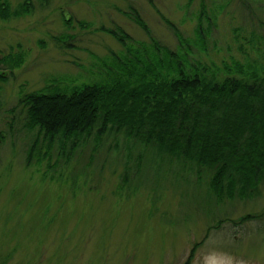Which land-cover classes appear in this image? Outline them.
Instances as JSON below:
<instances>
[{
    "label": "rangeland",
    "instance_id": "1",
    "mask_svg": "<svg viewBox=\"0 0 264 264\" xmlns=\"http://www.w3.org/2000/svg\"><path fill=\"white\" fill-rule=\"evenodd\" d=\"M10 1L17 7L26 0ZM30 2L31 13L0 19V59L11 55L14 63L20 58L12 69L2 66L5 79L0 81V260L7 257L6 264H264V217L241 221L262 213L264 195L210 207L207 189L197 181L188 196L182 189L174 194L143 188L128 195L119 189L122 166L103 177L87 168L85 175L79 168L73 185L68 176L76 171L72 165L60 163L54 173L48 163L55 165L56 156L28 158L34 134L24 129L25 115L18 105L22 94L50 84L70 93L86 83L124 84L131 79L128 69L145 71L151 38L126 14L133 9L158 41L176 50L181 44L163 16L185 37L194 38L197 15L204 7L215 20L209 55L202 57L218 65L225 58L243 61L247 53L256 59L247 41L254 33L264 41V0ZM100 27L121 28L130 37L123 45ZM127 55L143 63L137 59L122 69L120 56L128 59ZM113 142L125 145L121 136ZM155 196L161 197L156 201Z\"/></svg>",
    "mask_w": 264,
    "mask_h": 264
},
{
    "label": "trees",
    "instance_id": "2",
    "mask_svg": "<svg viewBox=\"0 0 264 264\" xmlns=\"http://www.w3.org/2000/svg\"><path fill=\"white\" fill-rule=\"evenodd\" d=\"M30 1L13 7L10 0H0V19L31 13L34 6ZM126 14L151 38L147 69H128L131 79H124V84L86 83L70 93L50 84L22 94L18 105L25 115L24 129L34 134L28 158L56 156L55 165L48 163L54 173L60 163L72 165L76 171L68 176L73 185L79 168L85 175L87 168L103 177L106 171L114 173L122 166L119 189L128 195L143 188L174 194L182 189L188 196L197 181L207 189L206 205L210 207L262 197L263 38L254 33L247 41L256 51V59L247 53L243 61L225 58L218 65L202 57L209 55L208 38L215 20L204 7L197 15L194 38L185 37L163 16L181 44L176 50L151 34L136 9ZM100 29L123 45L130 37L121 28ZM10 56L0 59V81L5 79L2 66L12 69L20 60L15 58L13 63ZM120 58L122 69L138 59L131 55ZM118 136L125 140L123 147L120 142L110 144ZM263 217L264 210L241 221ZM6 259L0 264H6Z\"/></svg>",
    "mask_w": 264,
    "mask_h": 264
}]
</instances>
